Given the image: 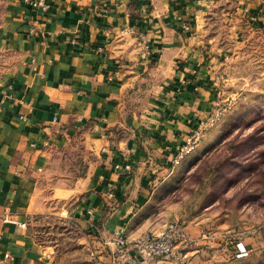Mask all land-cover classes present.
<instances>
[{
  "label": "crops",
  "instance_id": "1",
  "mask_svg": "<svg viewBox=\"0 0 264 264\" xmlns=\"http://www.w3.org/2000/svg\"><path fill=\"white\" fill-rule=\"evenodd\" d=\"M238 1L235 13L195 0H48V12L0 0V264L53 263L38 218L69 221L96 260L116 264L115 232L136 239L134 216L176 172L189 121L246 89ZM208 246L189 261L205 264Z\"/></svg>",
  "mask_w": 264,
  "mask_h": 264
},
{
  "label": "rangeland",
  "instance_id": "2",
  "mask_svg": "<svg viewBox=\"0 0 264 264\" xmlns=\"http://www.w3.org/2000/svg\"><path fill=\"white\" fill-rule=\"evenodd\" d=\"M243 1V14L248 17L242 19L247 46L241 64L236 62L235 67L246 76L241 80L246 89L240 95L225 96L230 107L222 120L208 129L172 177L157 186L149 204L134 216L135 238L157 234L175 222L203 228L214 236L215 243L201 241L197 248L216 245L205 256V264H264V0ZM216 2L222 7L219 11L237 13L238 0H214L213 4ZM256 23L261 24L260 34L253 33ZM34 229L41 242L55 249L52 264H107L99 257L96 260L93 248L79 244V233L69 221L38 218ZM225 233L231 235L227 249L220 238ZM220 239V249L225 251L219 252ZM108 242L104 240V246L110 252ZM237 243L245 251L241 258L232 249Z\"/></svg>",
  "mask_w": 264,
  "mask_h": 264
},
{
  "label": "built area",
  "instance_id": "3",
  "mask_svg": "<svg viewBox=\"0 0 264 264\" xmlns=\"http://www.w3.org/2000/svg\"><path fill=\"white\" fill-rule=\"evenodd\" d=\"M213 2L214 0H195L197 6L206 9H209ZM25 3L34 10H40L42 12H48L50 9L48 0H25ZM104 12L107 13L108 11L105 10ZM251 20L257 22L258 18L251 16ZM183 27L185 30H190L189 25ZM30 33L35 34L36 29L32 28ZM138 38L140 46L145 49V53L148 54V41L146 35L139 32ZM97 51L102 53L104 48L99 47ZM115 77H118V73L115 74ZM110 80H113V78H110ZM229 107L230 104L227 102L218 103L215 109L205 118L189 121L192 125L191 133L186 138L185 145L179 148L174 161L175 165H179V163L199 145L208 129L222 120ZM127 169H130V167L128 166ZM115 196L116 189L114 186H107V197L115 198ZM4 220L8 223H16L7 217ZM18 224L22 228H26L27 226L25 223ZM220 238L224 241L223 248L227 249L231 235L225 233L221 235ZM201 241H208L209 244H212L215 239L214 236L208 233H203L199 238H193L187 231V227L178 222L170 224L157 234H144L134 240H129V238L126 237L125 229L121 228L117 230L114 235V244L116 246L114 257L116 264H155L157 262L191 264L188 252L200 245ZM232 249H234L235 255L238 258L244 256L245 251L242 243H237ZM5 257L6 259H11L10 255H6Z\"/></svg>",
  "mask_w": 264,
  "mask_h": 264
}]
</instances>
